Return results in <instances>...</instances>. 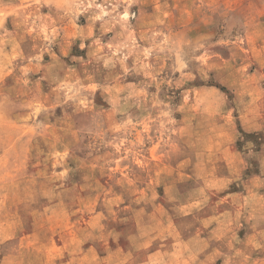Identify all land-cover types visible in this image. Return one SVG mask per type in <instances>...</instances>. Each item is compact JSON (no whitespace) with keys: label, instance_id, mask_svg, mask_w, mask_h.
Returning <instances> with one entry per match:
<instances>
[{"label":"rangeland","instance_id":"1","mask_svg":"<svg viewBox=\"0 0 264 264\" xmlns=\"http://www.w3.org/2000/svg\"><path fill=\"white\" fill-rule=\"evenodd\" d=\"M264 0H0V264H264Z\"/></svg>","mask_w":264,"mask_h":264},{"label":"crops","instance_id":"2","mask_svg":"<svg viewBox=\"0 0 264 264\" xmlns=\"http://www.w3.org/2000/svg\"><path fill=\"white\" fill-rule=\"evenodd\" d=\"M261 28L264 29V26H262Z\"/></svg>","mask_w":264,"mask_h":264}]
</instances>
